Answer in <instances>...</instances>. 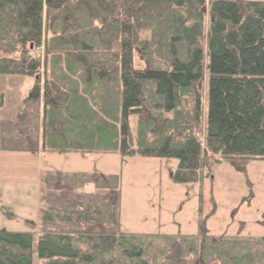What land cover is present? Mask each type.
Returning <instances> with one entry per match:
<instances>
[{"label": "trees", "instance_id": "trees-1", "mask_svg": "<svg viewBox=\"0 0 264 264\" xmlns=\"http://www.w3.org/2000/svg\"><path fill=\"white\" fill-rule=\"evenodd\" d=\"M0 75L34 80L6 152L174 158L185 184L215 154L264 160V0H0ZM121 203L120 175L42 172L38 220L0 230V264H264V238L124 232Z\"/></svg>", "mask_w": 264, "mask_h": 264}, {"label": "rangeland", "instance_id": "rangeland-1", "mask_svg": "<svg viewBox=\"0 0 264 264\" xmlns=\"http://www.w3.org/2000/svg\"><path fill=\"white\" fill-rule=\"evenodd\" d=\"M208 3L211 0H207ZM207 40L203 42L205 66ZM141 53V52H140ZM136 69L142 64L135 55ZM34 85L23 76L0 75V230L32 232L38 220L39 178L46 170L103 173L122 179L121 230L133 234L197 235L201 226L211 237L264 238V160L238 169L214 155L203 178L195 183L172 179L177 159L123 157L117 154H30L2 150V126L16 121L18 111ZM203 128L209 109V76L202 82ZM131 127L135 132L136 117ZM205 145V137L200 135ZM69 161V162H68ZM92 187L88 186L86 190Z\"/></svg>", "mask_w": 264, "mask_h": 264}, {"label": "crops", "instance_id": "crops-1", "mask_svg": "<svg viewBox=\"0 0 264 264\" xmlns=\"http://www.w3.org/2000/svg\"><path fill=\"white\" fill-rule=\"evenodd\" d=\"M42 155L43 156V154H47V153H44V152H40V153H38L37 155ZM71 154H75V153H71ZM80 155V154H79ZM82 156V155H81ZM84 158H89V155L88 156H84ZM69 162V161H68ZM46 171H56V170H46ZM70 173H76V172H70Z\"/></svg>", "mask_w": 264, "mask_h": 264}, {"label": "water", "instance_id": "water-1", "mask_svg": "<svg viewBox=\"0 0 264 264\" xmlns=\"http://www.w3.org/2000/svg\"><path fill=\"white\" fill-rule=\"evenodd\" d=\"M48 1H58V0H48ZM179 5H180V6L183 5L182 1L179 2Z\"/></svg>", "mask_w": 264, "mask_h": 264}]
</instances>
